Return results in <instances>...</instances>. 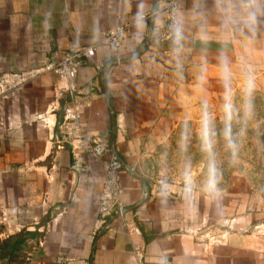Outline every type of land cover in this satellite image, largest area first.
<instances>
[{
	"label": "crops",
	"instance_id": "obj_1",
	"mask_svg": "<svg viewBox=\"0 0 264 264\" xmlns=\"http://www.w3.org/2000/svg\"><path fill=\"white\" fill-rule=\"evenodd\" d=\"M164 1L0 0V264H264V218L205 232L208 205L171 201L145 174L179 123L264 67V0H179V43L158 39ZM128 22L121 47H97L72 84L84 126L123 164V213L103 231L102 162L60 144L72 98L46 68Z\"/></svg>",
	"mask_w": 264,
	"mask_h": 264
},
{
	"label": "rangeland",
	"instance_id": "obj_2",
	"mask_svg": "<svg viewBox=\"0 0 264 264\" xmlns=\"http://www.w3.org/2000/svg\"><path fill=\"white\" fill-rule=\"evenodd\" d=\"M145 174L171 201L208 205L205 232L234 215L264 218V67L246 69L210 116L179 123Z\"/></svg>",
	"mask_w": 264,
	"mask_h": 264
},
{
	"label": "built area",
	"instance_id": "obj_3",
	"mask_svg": "<svg viewBox=\"0 0 264 264\" xmlns=\"http://www.w3.org/2000/svg\"><path fill=\"white\" fill-rule=\"evenodd\" d=\"M179 0H167L158 4L155 13L163 16L162 27L158 32L160 41L179 43L183 38V31L178 20ZM141 16L138 20L143 19ZM133 22L117 25L102 31L97 41L91 45L55 52L46 68L51 72L62 86L58 94H69L72 103L63 108V121L61 127L65 129L60 144H66L73 152L75 158L95 160L102 162V191L99 201V217L103 223L108 218L123 213L119 201L123 187L120 172L123 164L114 151L113 144L91 131L83 124V115L86 105L73 102L74 93L72 84L75 82L79 68L87 63H93L97 47L106 46L108 49L118 50L122 42L132 33ZM99 69V66L95 64ZM71 84V85H70ZM59 144V145H60Z\"/></svg>",
	"mask_w": 264,
	"mask_h": 264
},
{
	"label": "water",
	"instance_id": "obj_4",
	"mask_svg": "<svg viewBox=\"0 0 264 264\" xmlns=\"http://www.w3.org/2000/svg\"><path fill=\"white\" fill-rule=\"evenodd\" d=\"M153 23V18H151V21H150V24H152ZM119 216V214H116V215H114V216H112L109 220H108V222L106 223V225H105V227L103 228V231H104V229L113 221V220H115L117 217ZM102 231V232H103ZM101 232V233H102Z\"/></svg>",
	"mask_w": 264,
	"mask_h": 264
},
{
	"label": "trees",
	"instance_id": "obj_5",
	"mask_svg": "<svg viewBox=\"0 0 264 264\" xmlns=\"http://www.w3.org/2000/svg\"><path fill=\"white\" fill-rule=\"evenodd\" d=\"M110 218H108L107 219V221L106 222H108V220H109ZM18 245H11V248L10 249H14L15 250V248L17 247ZM2 254V247L0 246V255Z\"/></svg>",
	"mask_w": 264,
	"mask_h": 264
},
{
	"label": "clouds",
	"instance_id": "obj_6",
	"mask_svg": "<svg viewBox=\"0 0 264 264\" xmlns=\"http://www.w3.org/2000/svg\"><path fill=\"white\" fill-rule=\"evenodd\" d=\"M225 71H227V66L225 65Z\"/></svg>",
	"mask_w": 264,
	"mask_h": 264
}]
</instances>
